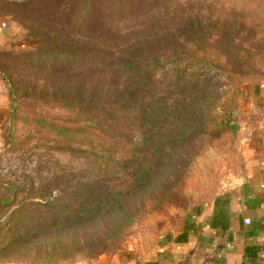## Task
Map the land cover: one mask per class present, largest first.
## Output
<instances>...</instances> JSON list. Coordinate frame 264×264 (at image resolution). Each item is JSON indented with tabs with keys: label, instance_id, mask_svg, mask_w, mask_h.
Listing matches in <instances>:
<instances>
[{
	"label": "rangeland",
	"instance_id": "rangeland-1",
	"mask_svg": "<svg viewBox=\"0 0 264 264\" xmlns=\"http://www.w3.org/2000/svg\"><path fill=\"white\" fill-rule=\"evenodd\" d=\"M134 46L157 72L141 96L159 95L170 107L182 98L180 85L189 83L191 92L201 79L213 105L235 98L241 85L243 107L248 89L264 85V0H0V264L91 261L80 246L59 250L65 237L53 234V212L31 197L40 184L75 197L105 189L122 181L139 153L153 154L134 121L100 116L98 124L101 90L106 96L125 84L134 91L135 75L118 69ZM195 129L198 137L174 152L166 178L162 159L152 189L158 200L148 202L153 211L105 253L132 239L151 244L238 167L240 133ZM13 192L17 198L3 202Z\"/></svg>",
	"mask_w": 264,
	"mask_h": 264
},
{
	"label": "trees",
	"instance_id": "trees-1",
	"mask_svg": "<svg viewBox=\"0 0 264 264\" xmlns=\"http://www.w3.org/2000/svg\"><path fill=\"white\" fill-rule=\"evenodd\" d=\"M145 56L144 48L138 46L122 55L118 69L125 75H135L136 81L132 85L134 91L131 92L125 84L123 87H116V90L106 91V96L101 90L98 93V124L102 122L101 117L110 122L134 121L136 125L142 126L144 143L150 142L149 148L153 154L139 153L124 177L120 178L121 182L111 183L101 190L92 188L85 196L75 197L66 193L54 195L53 191H48L49 184L34 187L31 201L43 206L45 204L48 214L53 212L49 217L53 234L56 238L65 237L58 243L62 252H74L80 246V254L93 260L105 253L110 244L127 236L136 222L153 211V204L148 205V202L158 200L152 189L162 159L167 171L163 178H166L172 167L174 152L181 155L188 143L198 137L194 133L197 126L206 128L203 133L215 130L219 136L240 133V122L244 116L240 102L241 85H234L235 98L225 99L224 102V97L221 96L213 105L208 83L198 79L194 91H186L189 83L180 85L182 98L168 107L167 104H161L159 95L139 94L144 84L157 75V72L146 65ZM218 68L225 72L224 68ZM111 97V102L106 104L105 100H110ZM131 104L133 107H128ZM240 165L241 161L238 167L232 168L223 186L236 182ZM16 198L17 195L13 192L12 197L3 202L10 203ZM136 200H140L139 207L128 204ZM188 209L186 207L185 210ZM59 255L56 252L55 256Z\"/></svg>",
	"mask_w": 264,
	"mask_h": 264
},
{
	"label": "crops",
	"instance_id": "crops-1",
	"mask_svg": "<svg viewBox=\"0 0 264 264\" xmlns=\"http://www.w3.org/2000/svg\"><path fill=\"white\" fill-rule=\"evenodd\" d=\"M248 91L236 182L224 185L151 244L132 239L113 253L76 264H264V85Z\"/></svg>",
	"mask_w": 264,
	"mask_h": 264
},
{
	"label": "built area",
	"instance_id": "built-area-1",
	"mask_svg": "<svg viewBox=\"0 0 264 264\" xmlns=\"http://www.w3.org/2000/svg\"><path fill=\"white\" fill-rule=\"evenodd\" d=\"M245 221H246V223H250L251 219L250 218H246Z\"/></svg>",
	"mask_w": 264,
	"mask_h": 264
}]
</instances>
